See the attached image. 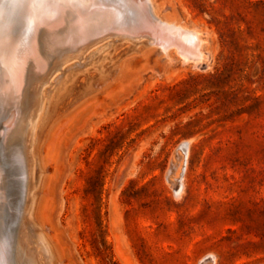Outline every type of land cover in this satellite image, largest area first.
<instances>
[{
	"label": "rangeland",
	"instance_id": "rangeland-1",
	"mask_svg": "<svg viewBox=\"0 0 264 264\" xmlns=\"http://www.w3.org/2000/svg\"><path fill=\"white\" fill-rule=\"evenodd\" d=\"M28 2L0 0L15 48ZM150 2L203 55L145 36L131 53L116 37L91 48L113 43L115 74L43 129L32 219L59 264H264V0ZM3 126L0 112V237L21 200Z\"/></svg>",
	"mask_w": 264,
	"mask_h": 264
},
{
	"label": "bare ground",
	"instance_id": "bare-ground-1",
	"mask_svg": "<svg viewBox=\"0 0 264 264\" xmlns=\"http://www.w3.org/2000/svg\"><path fill=\"white\" fill-rule=\"evenodd\" d=\"M150 1L29 0L23 17L30 22V31L20 48H15L18 41L13 23L0 22V112L5 148L20 177L21 193L13 225L0 237V264H59L32 215L35 190L42 178L38 145L58 109L91 96L111 79L115 70L110 58L113 43L85 54L113 37L132 43L127 52H135L137 39L145 36L148 41L144 46L150 44L167 55L172 49L185 62L198 61L203 55L197 34L152 12ZM59 26L63 27L55 31ZM73 60L83 63L67 65ZM90 71L95 74L87 77ZM78 74L85 76L80 82Z\"/></svg>",
	"mask_w": 264,
	"mask_h": 264
}]
</instances>
